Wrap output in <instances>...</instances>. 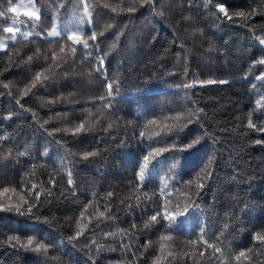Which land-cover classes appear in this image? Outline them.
Segmentation results:
<instances>
[{"label": "trees", "instance_id": "16d2710c", "mask_svg": "<svg viewBox=\"0 0 264 264\" xmlns=\"http://www.w3.org/2000/svg\"><path fill=\"white\" fill-rule=\"evenodd\" d=\"M17 1L0 41L36 36L0 50V264H264V0ZM85 4L81 43L43 38Z\"/></svg>", "mask_w": 264, "mask_h": 264}, {"label": "rangeland", "instance_id": "374dc122", "mask_svg": "<svg viewBox=\"0 0 264 264\" xmlns=\"http://www.w3.org/2000/svg\"><path fill=\"white\" fill-rule=\"evenodd\" d=\"M13 9H15L14 13L16 15H24L25 17L31 19L32 21H37L34 16H27L25 15L26 12H32L35 11L39 16V10L36 8L34 4V0H18L16 4L13 6ZM89 15L85 16L84 13L80 14L79 16H73L71 19H69L65 24H60L59 22L56 23L50 31L47 32L46 36H43V38L48 39H54L60 36H67L72 33H76L78 35H81L82 31L87 27L89 24ZM19 27V31L16 33V39L13 40L12 36L3 39L0 41V44H3L4 46L0 48L1 51H5L6 47L11 44L12 42L18 40L19 38H24L21 33L27 32L29 33L28 37L36 36L35 31L29 28L28 22L26 19H18L16 20L11 27ZM55 29L59 34L57 36H49L48 33L53 31ZM27 37V38H28Z\"/></svg>", "mask_w": 264, "mask_h": 264}, {"label": "snow or ice", "instance_id": "6c2138e0", "mask_svg": "<svg viewBox=\"0 0 264 264\" xmlns=\"http://www.w3.org/2000/svg\"><path fill=\"white\" fill-rule=\"evenodd\" d=\"M9 11H15V9L9 8ZM219 11L220 12H225L224 7H219ZM84 14H85V16L90 15L89 8H88V5L87 4L84 5ZM25 15H27V16H34L35 19H37V20L39 19V15L35 11L26 12ZM238 15L243 16L244 13H239ZM4 31L5 32H8V33H12V39L15 40L16 39V33L19 31V27L18 26H15V27H5L4 28ZM58 34L59 33L55 29H53V31H51V32L48 33L49 36H57ZM21 35L26 39L28 37L29 33L24 32V33H21ZM67 38L69 40H71L73 42V44H78V43H81L82 42V36L81 35H78L76 33L69 34ZM90 39H92L94 41L96 39V34L93 33L91 35ZM83 43H84V46L85 47L88 46L87 40H83ZM261 43H264V40H262ZM3 46H4L3 44H0V48H2ZM61 51L63 52L64 49L61 48ZM53 59H55V57ZM101 63H103V61H101ZM259 63L264 64V60H261ZM35 79L37 81H39L41 79L40 74H38ZM204 83L212 84V83H216V81L208 80V81H206ZM220 83H224V81H220ZM187 86L188 85H186V87ZM108 88L111 90L112 85L109 84L108 85ZM189 115H192V114L189 113ZM249 126L251 127V124ZM82 127H83V125H81L80 128H77L76 131H80ZM141 135H143V133H141ZM88 155H94V153H89ZM145 161H146L145 162V165L143 167H141L140 170H139L138 179H140V180H143L144 175H145V169L147 168V157L145 158ZM69 182L71 183V181H69ZM17 210H19V209H17ZM164 218L167 219V220H175L176 219L175 216H170L168 213H165ZM152 220L155 221L156 220V217L153 216L152 217ZM13 239H17L18 240V237H9V240H13ZM161 239L166 240V239H168V237H166V236L165 237H161ZM257 239H259L262 242H264V235L258 234L257 235ZM33 243H34L33 239L29 238L27 240V245L26 246H31V245H33ZM43 247L44 246L41 245V244H36V249L37 250H40ZM216 251H219V249H216ZM243 255H244V253H241V256H243Z\"/></svg>", "mask_w": 264, "mask_h": 264}, {"label": "bare ground", "instance_id": "6f19581e", "mask_svg": "<svg viewBox=\"0 0 264 264\" xmlns=\"http://www.w3.org/2000/svg\"><path fill=\"white\" fill-rule=\"evenodd\" d=\"M255 12V11H254ZM259 27V26H258ZM260 28V27H259ZM257 32V31H256ZM261 32V31H260ZM263 34V33H262ZM261 34V35H262ZM258 35V34H257ZM259 36V35H258ZM245 37V36H244ZM246 39V38H245ZM222 41V40H221ZM244 41V40H243ZM181 45V44H180ZM179 45V46H180ZM222 45V44H221ZM244 45V44H243ZM200 47H202V46H200ZM247 56V55H246ZM253 56V55H252ZM248 57V56H247ZM249 58V57H248ZM251 58V57H250ZM258 58V57H257ZM219 60V59H218ZM256 60V59H255ZM217 63V62H216ZM221 63V62H220ZM222 64H223V62H222ZM219 65V64H218ZM225 66V65H224ZM220 68V67H219ZM223 70H224V68H223ZM226 70V69H225ZM28 88H30L31 89V87H28ZM33 88V87H32ZM35 89V88H34ZM31 91V90H30ZM32 93V92H31ZM252 138V137H251ZM252 144H254L253 142H252ZM196 160V163L195 164H197L198 162H197V159H195ZM200 163H201V161H200ZM260 164V163H259ZM221 165V164H220ZM216 166H218V165H216ZM198 168V167H197ZM199 168H201V165H199ZM203 168V167H202ZM201 168V169H202ZM258 168H260V167H258ZM233 170H235V169H233ZM260 171V170H259ZM216 173V172H215ZM226 175H228V174H226ZM259 175V174H258ZM223 176V175H222ZM81 177H84V176H81ZM85 177H86V175H85ZM214 177V176H213ZM218 177H220V176H218ZM88 178V177H87ZM79 179H81L80 177H79ZM86 179V178H85ZM85 181V180H84ZM81 182V181H80ZM85 184V183H84ZM262 184V183H261ZM83 186V185H82ZM254 186V185H253ZM257 190V189H256ZM262 195V194H261ZM262 197V196H261ZM264 197V196H263ZM93 206H94V204H93ZM94 208V207H93ZM92 208V209H93ZM97 208V207H96ZM100 212V211H99ZM93 214L95 213V212H92ZM102 216H104V215H102ZM96 217V216H95ZM98 217V216H97ZM96 217V218H97ZM104 219H105V217H104ZM90 220V219H89ZM94 220V219H93ZM213 221V220H212ZM211 221V222H212ZM92 222V221H91ZM100 222V221H99ZM211 222H209V223H211ZM215 222V221H214ZM101 224V223H100ZM207 239V238H206ZM210 242V241H209ZM208 242V243H209ZM223 245V244H222ZM227 247V246H226ZM213 248H215L214 246H213ZM216 248H217V246H216ZM221 248V247H220ZM224 249V248H223ZM216 250V249H215ZM225 250V249H224ZM220 252V251H219ZM222 253V252H221Z\"/></svg>", "mask_w": 264, "mask_h": 264}]
</instances>
